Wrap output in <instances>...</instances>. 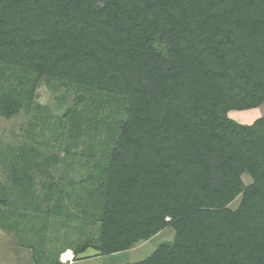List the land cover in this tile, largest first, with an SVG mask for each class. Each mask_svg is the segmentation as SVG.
<instances>
[{"label": "trees", "instance_id": "1", "mask_svg": "<svg viewBox=\"0 0 264 264\" xmlns=\"http://www.w3.org/2000/svg\"><path fill=\"white\" fill-rule=\"evenodd\" d=\"M41 79L73 91L57 120L36 102ZM263 103L264 0H0V116L56 123L66 141L39 171L37 148L2 149L0 228L36 264L169 226L173 241L125 264H264V116L228 115ZM85 121L108 138L76 155ZM51 226L78 234L54 255Z\"/></svg>", "mask_w": 264, "mask_h": 264}, {"label": "rangeland", "instance_id": "2", "mask_svg": "<svg viewBox=\"0 0 264 264\" xmlns=\"http://www.w3.org/2000/svg\"><path fill=\"white\" fill-rule=\"evenodd\" d=\"M73 91L66 90L63 86L57 85L55 83H47L45 79H41L39 86L37 88L36 102L40 105H43L46 108L47 117H51L52 120H57L61 117L65 111L72 106L73 104ZM229 117L239 123H248L252 122L256 117L264 116V103L255 109L249 110H231L228 113ZM87 118V117H86ZM31 115H26L21 113L11 119H5L0 116V155L2 149L7 147H18L21 144H27L28 147L32 146L37 148V155L40 156V164L34 165V168L31 170L39 171L42 169L44 158H56L61 164L64 161V156L66 155V146L65 138L56 135L55 132L60 131V127L55 123V131L49 129L48 123L39 121L36 123V120H32ZM30 121L34 124L31 126ZM91 123L89 121L84 122V131L82 138L78 140V143L71 147L72 151L76 155H85L88 154L87 150L90 147V139H95L96 143L101 140H107L108 131L105 130L106 127L103 126L102 132L95 134L94 132L89 133L91 128ZM58 136V138H56ZM95 145V149H99ZM85 153V154H84ZM1 161V156H0ZM53 164V163H52ZM54 167H58L57 165ZM0 163V180L6 182V177L3 174ZM243 180L245 184H249L252 179L250 175L244 174ZM242 196L239 195L234 201L230 203L232 209H236L239 206ZM173 227L169 226L164 228L162 231L157 233L152 238L148 239L145 242L137 245L136 247L129 249L128 251H120L108 255L98 254L93 249L87 250L84 255L87 256L80 261H74L70 264H125L127 262L139 261L147 258L158 246L159 243L163 241H173L175 231ZM47 249L54 254L57 253L58 249L66 242L67 237L76 238L77 232L68 231L67 227H63L60 231L54 229L52 226L47 230ZM73 256L71 250L62 252L57 258L58 261L56 264L62 262L67 264L65 260L71 259ZM0 264H36L32 257V249L27 246H22L17 243L16 239L5 232L0 228Z\"/></svg>", "mask_w": 264, "mask_h": 264}, {"label": "crops", "instance_id": "3", "mask_svg": "<svg viewBox=\"0 0 264 264\" xmlns=\"http://www.w3.org/2000/svg\"><path fill=\"white\" fill-rule=\"evenodd\" d=\"M259 108V107H258ZM253 109H255V108H253ZM249 110V109H248ZM260 117V116H259ZM258 117H256L254 120H252V122H248V123H242V124H252L256 119H257ZM78 261H80V260H78ZM75 263V262H74Z\"/></svg>", "mask_w": 264, "mask_h": 264}]
</instances>
